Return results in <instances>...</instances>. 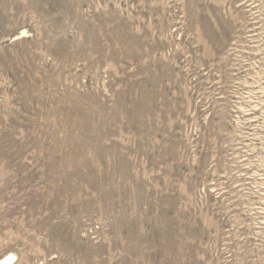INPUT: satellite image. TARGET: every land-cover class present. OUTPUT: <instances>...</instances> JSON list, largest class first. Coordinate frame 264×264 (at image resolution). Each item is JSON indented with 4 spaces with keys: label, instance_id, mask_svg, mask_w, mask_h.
I'll return each mask as SVG.
<instances>
[{
    "label": "rangeland",
    "instance_id": "374dc122",
    "mask_svg": "<svg viewBox=\"0 0 264 264\" xmlns=\"http://www.w3.org/2000/svg\"><path fill=\"white\" fill-rule=\"evenodd\" d=\"M8 256L264 264V0H0Z\"/></svg>",
    "mask_w": 264,
    "mask_h": 264
},
{
    "label": "bare ground",
    "instance_id": "6f19581e",
    "mask_svg": "<svg viewBox=\"0 0 264 264\" xmlns=\"http://www.w3.org/2000/svg\"><path fill=\"white\" fill-rule=\"evenodd\" d=\"M12 258H13V256H8L7 258H3V259H1V260H3V261H1L0 262V264H11L12 263Z\"/></svg>",
    "mask_w": 264,
    "mask_h": 264
}]
</instances>
